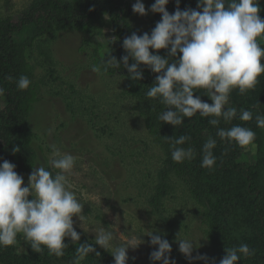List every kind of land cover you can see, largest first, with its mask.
<instances>
[{"label":"clouds","instance_id":"clouds-1","mask_svg":"<svg viewBox=\"0 0 264 264\" xmlns=\"http://www.w3.org/2000/svg\"><path fill=\"white\" fill-rule=\"evenodd\" d=\"M169 2L155 0L150 9H146L143 0H135L132 5L134 14L145 16L150 10L160 14L161 19L150 33L139 35L133 32L125 37L122 47L126 54L122 63L108 55L110 58L105 59L103 70L123 66L134 81L143 80L142 65L158 74L146 96L158 99L165 106L159 120L175 127L182 125L185 118L190 119L197 114L210 117L212 126H218L221 120L225 124L237 118L243 122L251 121L252 111L241 108L238 114L235 107L229 106V101L234 90H238L241 96L254 90L259 77L264 74V47L260 44L264 40L261 0H197L195 9L188 7L184 10L179 7L180 0H176L174 13L167 10ZM160 50H166L167 55H160ZM130 60L134 62L130 64ZM92 71L99 72L101 67L93 65ZM30 83L29 78L22 75L16 86L19 90H26ZM201 89L211 99V104L194 95ZM3 95L4 89L0 88V96ZM255 120L257 127L264 129V115H256ZM216 135L226 143H235L248 150L256 133L248 127L234 124L228 128L219 127ZM170 139L173 161L182 163L194 158L193 148L179 147L190 137L181 135ZM216 145L217 141L212 137L204 143L201 167L214 168L216 157L213 149ZM20 151L18 146L13 148V154ZM53 153L57 158L50 160L49 164L55 171L43 165L34 167L27 186L17 173L15 164L6 159L0 162V248L12 246L18 235H22L35 252L41 253L46 249L49 255L60 258L68 247L65 240L70 238L73 244L79 242L72 264H81L90 253L96 256L100 253L92 244H81V236L74 227L73 217L82 221L81 227L85 220L83 205L70 190L68 179L75 157L69 153L61 154L55 146ZM147 235L153 246L149 256L152 264H176L170 255L172 246L169 241L153 232ZM180 237L181 233L176 239L178 250L190 262L198 259L208 264L210 258L206 255L193 257L195 240ZM112 239L111 231L100 229L95 234L94 243L112 254L113 264H128V249L138 244L113 248ZM253 255L254 249L240 244L226 248V255L219 264H238L241 259ZM211 264H216L214 258Z\"/></svg>","mask_w":264,"mask_h":264},{"label":"trees","instance_id":"trees-1","mask_svg":"<svg viewBox=\"0 0 264 264\" xmlns=\"http://www.w3.org/2000/svg\"><path fill=\"white\" fill-rule=\"evenodd\" d=\"M143 2L146 9H150L155 0ZM134 3L135 0H32L25 9L16 14L0 15V88L4 89V95L0 97L5 100L4 105L0 106V162L6 159L15 164L18 174L31 171L36 163L29 115L34 104L40 100L42 89L34 65L28 60L27 49L38 42L42 63L52 66V54L40 41L43 37L45 38L42 41L48 43V36L54 31L68 29L93 34L99 27L104 26V18L107 17L111 32L104 41L107 54L122 63V57L126 54L122 47L124 38L133 32L139 35L150 33L161 19L160 14L149 10L147 15L151 17V28H136L130 22L134 15ZM176 7V0H170L167 10L174 13ZM179 7L181 10L188 7L195 9L197 0H180ZM260 15L264 19V0H261ZM89 38L91 37L83 40L84 45L87 43L94 47L89 64L99 66L104 74L126 82L122 94L135 100V108L143 117L149 134L165 151L166 159L157 171V182L150 195L149 204L166 222L168 239L175 238L174 225L163 217L162 207L170 189L168 178L173 174L184 182L195 200L205 207L208 225L206 234L218 262L226 255V248L247 244L250 249L255 250V255L241 259L238 264H264V129L258 128L255 120L256 115H264V74L259 77L255 89L246 95L241 96L238 90L230 95L229 106L235 107L238 114L241 108L252 111L251 121L243 122L237 118L230 124H225L221 120L218 126H212L209 123L210 117L197 114L190 119L185 118L182 125L175 127L159 120L165 106L158 99L146 96L158 74L142 65L144 78L134 81L129 78L128 71L123 66L119 69L109 67L104 71V61L107 58L99 43L92 44ZM260 44L264 47V40ZM160 55L166 56L167 51L160 50ZM133 62L129 61L130 64ZM22 75L27 76L31 82L26 90H19L16 86ZM8 77L12 79L9 80ZM194 95L200 96L204 102L212 103L202 89L197 90ZM234 124L248 127L256 133L253 145L257 149V161L253 165L239 159L244 149L235 143H226L216 135L219 127L228 128ZM181 135L190 139L179 147H191L195 155L191 161L178 163L171 156L170 138H179ZM209 137L217 141L213 149L216 164L212 170L201 167L202 148ZM16 146L21 151L13 154ZM80 236L81 244H92L100 253L99 256L90 253L81 264H113L114 257L109 251L96 245L93 239L81 234ZM17 242L25 243L22 235H18L12 246L0 248V264H72L79 246V242L73 244L70 238H66L68 247L64 249V256L57 258L49 255L46 249L41 253L35 252L28 243L27 249L20 251ZM128 264L139 263L129 259Z\"/></svg>","mask_w":264,"mask_h":264},{"label":"rangeland","instance_id":"rangeland-1","mask_svg":"<svg viewBox=\"0 0 264 264\" xmlns=\"http://www.w3.org/2000/svg\"><path fill=\"white\" fill-rule=\"evenodd\" d=\"M31 1L0 0V15L16 14ZM104 19V26L93 34L68 29L54 31L48 36V43L42 41L43 37L40 41L52 54V66L42 63L38 42L27 49L28 60L34 65L42 89L40 100L29 115L32 146L36 152L34 167L43 165L55 171L49 164L57 158L53 146L61 154L75 157L68 179L70 190L83 205L85 220L81 227L82 221L73 217L74 227L93 242L100 229L111 231L113 248L138 244L128 249L129 259L134 258L139 264H152L149 256L153 246L147 234L153 232L169 241L170 255L176 264H205L198 259L190 262L178 250L176 239L181 233L180 238L195 240L193 257L206 255L211 264L215 256L206 234V209L190 194L183 181L170 175V189L162 207L163 217L174 225L175 238L168 239L166 222L149 204L157 171L164 165L166 155L149 134L143 117L135 108V100L122 94L126 82L101 71H92L89 62L94 47L84 45L83 40L91 37L92 44L99 43L108 59L104 41L111 32L107 17ZM130 22L141 30L151 28L148 15L134 14ZM4 103L0 97V106ZM239 159L255 164V145L242 150ZM33 170L19 174L25 186ZM17 245L20 251L27 249V242H17ZM215 262L219 264L217 259Z\"/></svg>","mask_w":264,"mask_h":264}]
</instances>
